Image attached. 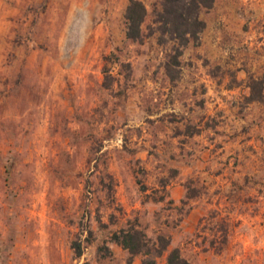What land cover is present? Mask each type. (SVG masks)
Instances as JSON below:
<instances>
[{
  "label": "rangeland",
  "instance_id": "1",
  "mask_svg": "<svg viewBox=\"0 0 264 264\" xmlns=\"http://www.w3.org/2000/svg\"><path fill=\"white\" fill-rule=\"evenodd\" d=\"M131 0H0V264H264V0H216L176 51ZM76 244L83 247L77 256Z\"/></svg>",
  "mask_w": 264,
  "mask_h": 264
},
{
  "label": "trees",
  "instance_id": "2",
  "mask_svg": "<svg viewBox=\"0 0 264 264\" xmlns=\"http://www.w3.org/2000/svg\"><path fill=\"white\" fill-rule=\"evenodd\" d=\"M216 0H160L155 4L152 12V23L155 29L152 33L159 34V40L164 43L174 42L176 51L186 47L191 41L199 39L204 31L206 23L201 19L203 10H210ZM146 5L140 0H131L126 10L127 38L133 41L143 42L145 39L144 23L148 18ZM110 241L118 244L130 254V263L133 259L142 255L145 259L142 264H157V259L162 257L169 249L170 241L163 235L155 240L147 237V234L131 225L112 233ZM77 256H82L83 247L77 245ZM165 264H190L182 257L179 249H172Z\"/></svg>",
  "mask_w": 264,
  "mask_h": 264
}]
</instances>
